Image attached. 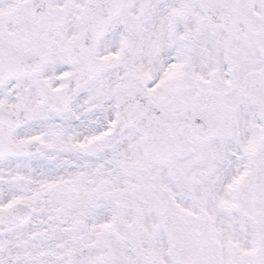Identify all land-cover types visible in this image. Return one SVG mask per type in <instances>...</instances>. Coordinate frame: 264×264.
Wrapping results in <instances>:
<instances>
[{"label":"snow or ice","instance_id":"obj_1","mask_svg":"<svg viewBox=\"0 0 264 264\" xmlns=\"http://www.w3.org/2000/svg\"><path fill=\"white\" fill-rule=\"evenodd\" d=\"M0 264H264V0H0Z\"/></svg>","mask_w":264,"mask_h":264}]
</instances>
